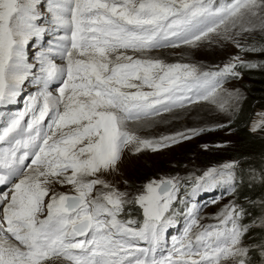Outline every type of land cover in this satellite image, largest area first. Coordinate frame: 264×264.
<instances>
[{"label":"snow or ice","instance_id":"obj_1","mask_svg":"<svg viewBox=\"0 0 264 264\" xmlns=\"http://www.w3.org/2000/svg\"><path fill=\"white\" fill-rule=\"evenodd\" d=\"M37 3L0 0V106L16 102L35 67L26 62L25 46L45 31L35 23ZM49 11L67 33L57 46L66 64L57 66L43 56V90L0 127V145H5L0 147V186L11 192L0 191V264H47L53 258L70 264H249V250L241 243L247 227L238 223L242 210L226 208L216 225L192 219L173 250L157 256L173 223L178 180L151 181L130 197L99 174L115 169L130 145L135 152L157 151L191 138L178 133L145 139L129 124L208 100L218 78L239 76L235 62L200 72L149 54L195 46L221 26L228 31L229 22L235 28L245 16H260L264 0H52ZM240 27L255 30L254 25ZM237 47L242 46L237 42ZM234 61L256 66L239 57ZM56 80L60 86L53 95L48 87ZM235 167L231 162L221 171L209 169L198 181L232 183ZM55 184L70 185L72 192L57 193L51 188ZM130 202L142 207V225L121 218ZM193 228L200 230L193 234ZM139 241L149 247H139Z\"/></svg>","mask_w":264,"mask_h":264},{"label":"rangeland","instance_id":"obj_2","mask_svg":"<svg viewBox=\"0 0 264 264\" xmlns=\"http://www.w3.org/2000/svg\"><path fill=\"white\" fill-rule=\"evenodd\" d=\"M227 2H230V0H216L215 4ZM45 3L46 0H38L37 5L44 6ZM50 4L51 2L49 6ZM43 16V18L51 17L46 12H44ZM262 20H264V12L257 17L245 16L243 22H237V27L232 28L231 22H229L228 31H225V26H221L216 33H210L208 37L197 42L195 46L181 44L178 48L165 47L160 50L155 49L149 56L152 59L163 60L166 64L182 63L194 65L199 71L210 68L213 71H217L222 68L218 69L216 67L234 62L239 64V62L234 61L235 57H239L240 60L246 61V64H248L258 60L260 58L259 55L264 57V50H261L264 49V45L260 44L264 40V29L260 27ZM241 23L245 26L254 25L255 30L250 32L242 31ZM237 42L242 47H237ZM244 48H255L257 50L244 51ZM218 79L220 84L215 94L209 97L208 100L187 103L185 107H177L170 112H163L159 116L134 122L138 124H135L136 126L132 123L129 124L130 131L135 132L142 138L154 141H158L162 137L176 136L178 133H183L185 136L196 135L191 130H195L196 133L199 130H203V132L183 142L179 141L174 145L170 144L168 147H161L157 151H153L151 148H144L140 152H135L130 145L123 150L115 169L100 173V178L106 180L121 192H127L130 197H135L138 193L144 192L145 185L151 181L174 178L180 183L187 178L201 177L209 169L215 168L221 171V168L226 163L235 162L238 165V161H240L238 158L231 159L234 161H228L229 159L225 158L219 151V149H224L226 146L235 148L233 134L222 129L219 132V127L232 122L239 114L247 97L246 76L244 73L239 74L228 84H223L224 77ZM256 112L250 124V129L254 133L262 132L264 134V125H261V122L264 121V109L259 108ZM253 123H257L256 126ZM215 127H218V129L208 130ZM254 127L255 130H253ZM207 132L213 133L209 137L204 138L203 135ZM229 150L231 151V149ZM252 174V179L254 178L258 182L261 181L258 172ZM143 175L149 179L146 184L139 182ZM51 188L57 193L72 192L70 185L61 187L59 184H55ZM178 193L185 199V195L177 191L175 200ZM248 203H251L252 206L256 205L254 212L257 217H252V213H248L247 217H245L244 207ZM261 204L264 206V201L261 199L252 200L246 198L241 200L238 192L234 194L221 192L217 194L215 202L201 213L199 223L201 226H207L212 222H218L217 217L226 208L234 206L237 212L242 210L241 216H244V222L239 225L247 227V231L243 234L241 243L249 250L248 259L252 253V248H255L261 254L257 264H264V245L251 246L249 244L251 227L264 229V210L261 212L259 210ZM131 205L139 206L138 203L130 202L126 207ZM139 208L140 211H143L141 206ZM140 211L136 209L132 214L140 215ZM176 212V210L173 212L174 217H176ZM248 216L252 217L253 221ZM170 251L172 250L168 249L167 254ZM222 264H233V262L226 261L222 262Z\"/></svg>","mask_w":264,"mask_h":264},{"label":"trees","instance_id":"obj_3","mask_svg":"<svg viewBox=\"0 0 264 264\" xmlns=\"http://www.w3.org/2000/svg\"><path fill=\"white\" fill-rule=\"evenodd\" d=\"M260 44L264 45V40L261 41ZM259 57L258 60L248 63L250 65H256L255 67L237 65V72L239 74L244 73L246 76L245 87L247 90V97L237 117L227 125L219 127V132L222 130L230 131L234 136L235 148H228V146H226V148L219 149V151L225 158L229 159L228 161H234L231 159L237 158L240 160H237L238 165H236L234 170L236 176H239L237 192L241 200L250 198L252 200L261 199L264 201V134L262 132L254 133L250 129V124L257 113V109H264V57H262V55H259ZM245 63L247 62L245 61ZM212 133L213 132H207L203 136L204 138L209 137ZM229 149H231V151ZM252 170L253 172H251ZM255 172L260 174V182L251 178L253 175L252 173ZM148 180L149 179L143 175L139 182L146 184ZM255 206L248 203L244 207L245 217H247L248 213H252V217H257V214L254 212ZM136 209L139 211V206H127L125 212L129 215ZM259 210L260 212L264 210L263 204H261ZM252 217L248 216V218H251V221H253ZM250 231L251 237L249 238V244L251 246H263L264 229L251 227ZM260 257L261 254L258 250L252 248V253L248 259L249 264H257Z\"/></svg>","mask_w":264,"mask_h":264},{"label":"bare ground","instance_id":"obj_4","mask_svg":"<svg viewBox=\"0 0 264 264\" xmlns=\"http://www.w3.org/2000/svg\"><path fill=\"white\" fill-rule=\"evenodd\" d=\"M164 52V51H163ZM133 125H135L136 123H132ZM254 124V123H253ZM257 123L254 124V126H256ZM138 125V124H136ZM135 125V126H136ZM47 264H70L69 262L67 263V261L65 260H62V259H56V260H53L51 262H47Z\"/></svg>","mask_w":264,"mask_h":264}]
</instances>
